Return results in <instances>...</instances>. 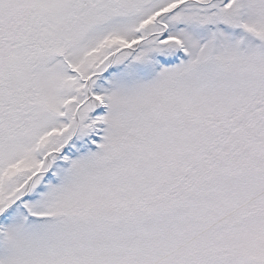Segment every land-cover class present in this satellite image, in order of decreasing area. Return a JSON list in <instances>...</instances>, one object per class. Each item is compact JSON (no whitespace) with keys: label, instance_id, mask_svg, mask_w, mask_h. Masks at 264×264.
I'll list each match as a JSON object with an SVG mask.
<instances>
[{"label":"snow or ice","instance_id":"obj_1","mask_svg":"<svg viewBox=\"0 0 264 264\" xmlns=\"http://www.w3.org/2000/svg\"><path fill=\"white\" fill-rule=\"evenodd\" d=\"M0 264H264V0H0Z\"/></svg>","mask_w":264,"mask_h":264}]
</instances>
